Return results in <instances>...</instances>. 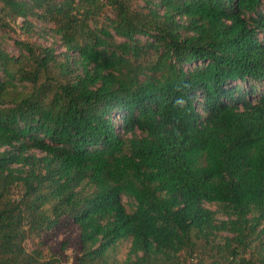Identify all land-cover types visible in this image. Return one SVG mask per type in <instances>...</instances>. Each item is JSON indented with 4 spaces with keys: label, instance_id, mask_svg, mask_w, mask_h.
Listing matches in <instances>:
<instances>
[{
    "label": "trees",
    "instance_id": "16d2710c",
    "mask_svg": "<svg viewBox=\"0 0 264 264\" xmlns=\"http://www.w3.org/2000/svg\"><path fill=\"white\" fill-rule=\"evenodd\" d=\"M0 264H264V0H0Z\"/></svg>",
    "mask_w": 264,
    "mask_h": 264
},
{
    "label": "rangeland",
    "instance_id": "374dc122",
    "mask_svg": "<svg viewBox=\"0 0 264 264\" xmlns=\"http://www.w3.org/2000/svg\"><path fill=\"white\" fill-rule=\"evenodd\" d=\"M12 35H13V37H16L15 34H12ZM42 42L44 44H49V43H52V39H51V37L45 36L42 39ZM6 46H7V49L10 50L12 53H15V54L18 53V48L14 44V39L12 37L6 38ZM56 48H57L58 51H63L64 50V48L62 46H60V44H57L56 45ZM129 248H130V240H122L118 244V247H117V257L121 261H123L126 258L127 253L129 251Z\"/></svg>",
    "mask_w": 264,
    "mask_h": 264
},
{
    "label": "clouds",
    "instance_id": "9594fccd",
    "mask_svg": "<svg viewBox=\"0 0 264 264\" xmlns=\"http://www.w3.org/2000/svg\"><path fill=\"white\" fill-rule=\"evenodd\" d=\"M177 103L181 104V103H183V100H177Z\"/></svg>",
    "mask_w": 264,
    "mask_h": 264
}]
</instances>
